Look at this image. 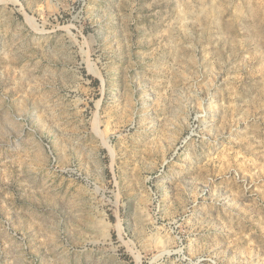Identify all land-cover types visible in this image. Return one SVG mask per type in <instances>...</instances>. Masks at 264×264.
I'll list each match as a JSON object with an SVG mask.
<instances>
[{
    "label": "rangeland",
    "instance_id": "1",
    "mask_svg": "<svg viewBox=\"0 0 264 264\" xmlns=\"http://www.w3.org/2000/svg\"><path fill=\"white\" fill-rule=\"evenodd\" d=\"M0 264H264V0H0Z\"/></svg>",
    "mask_w": 264,
    "mask_h": 264
}]
</instances>
